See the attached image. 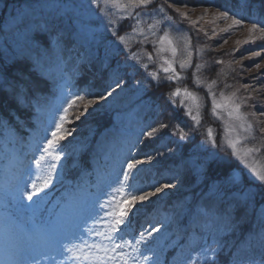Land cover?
<instances>
[{
  "label": "snow or ice",
  "instance_id": "snow-or-ice-1",
  "mask_svg": "<svg viewBox=\"0 0 264 264\" xmlns=\"http://www.w3.org/2000/svg\"><path fill=\"white\" fill-rule=\"evenodd\" d=\"M181 4L188 7L182 0H29L0 28V35L11 33L15 43V48L7 39L0 43V93L15 105L7 115L0 114V235L4 238L0 264H42L44 259L50 264H264V167L254 159L264 153V120L254 127L249 116L255 117L256 112L242 110L258 109L264 117V98L252 96L257 89L248 83L240 85L248 95H238L240 88L218 94V81L203 78L204 64L193 61L194 52L203 49L193 41L207 32L182 11ZM215 7L213 23L231 21L221 31L247 21L249 38L243 43L264 42V16L251 11L250 0ZM183 21L190 27L181 28ZM133 43L151 45L152 51L144 47L132 51ZM101 45L105 49L101 67L108 73L103 92L73 91L79 63H92L93 50ZM258 47L253 57H261L264 43ZM9 50L13 66L21 60L30 62L27 74L11 70L3 57ZM113 54L115 65L109 60ZM153 64L158 68L148 71ZM254 66L261 67L255 62ZM54 68L63 82L55 93H46L39 85L48 83ZM127 68L138 74L144 69L149 83H135L145 91H159L170 110L160 109L152 123L139 131L107 132L90 149L97 166L73 160L79 168L77 180L64 185L65 173L58 172V166L66 168L63 160L71 154L62 142L75 139L78 123L99 102L125 91ZM190 70L192 85L203 88L210 100V114L218 120L227 115L219 138L211 127L201 131L203 105L198 92L187 86L162 90L183 83ZM261 79L264 73L253 77L256 82ZM165 136H178L190 146L192 154L182 159L178 169L182 175L195 176L202 190L194 201L173 203L165 221L154 222L144 211L140 223L137 218L155 202L153 198L177 187L169 180L145 188L140 180L142 166L164 155L153 146ZM167 151L174 154L175 149ZM221 151L228 155L221 156ZM231 158L242 166L213 174V163ZM56 178H61L64 191L53 202L46 190ZM237 232L242 237L229 244Z\"/></svg>",
  "mask_w": 264,
  "mask_h": 264
},
{
  "label": "rangeland",
  "instance_id": "rangeland-1",
  "mask_svg": "<svg viewBox=\"0 0 264 264\" xmlns=\"http://www.w3.org/2000/svg\"><path fill=\"white\" fill-rule=\"evenodd\" d=\"M79 2V0H78ZM188 7H183L182 4L178 5L182 7V11H186L189 13V16L191 20L198 21L197 27L199 29H203L207 32V36L203 38L205 45L202 44L201 47L203 49V52L196 54V61L195 63H201L203 64L205 57V51L209 50V55L213 56L216 53H220L223 56V59L221 57L216 58L217 60L223 61V63H226L225 66H227L230 71L229 73L225 74L226 79L228 81V84L231 85V88H225L224 86H217V93L219 94L220 91H223L226 95L230 92L234 91L237 88H240V85L243 83L248 84H254L257 92L251 93L252 96L257 98H264L259 96L258 94L264 93V79H261L259 82H256L253 80V77H260L262 73H264V51L261 52V57H253L252 51H260V48L258 47L259 44L264 43L262 41H255L252 42L249 41L248 44H244L243 41L249 38V33L247 31L248 28V22H245L244 25L235 27L233 29H230L228 32H223L221 29H224L227 24H230L231 21H224V20H216L215 23H213L214 14L217 11V8L213 5H193L191 3H186ZM207 9V14H205V10ZM204 16L203 19H199L201 16ZM12 16V15H11ZM213 29H215L216 35H213ZM204 35V32H201ZM178 35L179 33H175ZM5 37L12 45L13 48H15L14 43V37L11 33H6ZM224 40H227V43H224ZM237 41H240L238 44ZM2 42V39L0 38V43ZM182 46V42H181ZM206 50H205V49ZM96 50H93V56L94 59L96 58ZM205 50V51H204ZM35 55V53H33ZM169 58H171L170 53H166ZM207 55V53H206ZM73 58L75 57V53L72 54ZM179 59V56L177 57ZM93 59V60H94ZM194 59V54H193ZM141 61L143 63H148L146 58L141 57ZM141 61H135L133 63H136L137 65ZM255 63H260L261 67L259 69L255 68ZM83 63V62H81ZM87 63V62H84ZM80 64V63H79ZM153 65L149 66L148 71L156 70L158 65L156 67ZM250 66V67H249ZM222 68V67H221ZM130 71H136V69L132 68ZM139 72H141V78L132 79L129 83V86L125 89L124 92L120 93L118 96L110 98L106 103L101 101L96 107V110L92 112L91 115L87 117H82L89 122V120H94L99 116V111L104 110H114L116 112V117L113 122V124L108 128L107 131L103 132L97 140H100L103 138V136L107 132L116 133L118 130L123 129H130L133 132L139 131L140 128L144 127L146 124H149L148 120L143 118V113L147 112L149 110L148 104L145 103L143 100V94L145 89L141 86H138L135 81L136 80H142L144 84L148 83V79H145L147 76V72L144 69H139ZM57 78L61 80V76L59 71H57L55 68L52 70L49 78ZM207 79V78H206ZM209 82L211 80H208ZM85 91V89H84ZM249 93H246L243 88H240V92L238 95H248ZM179 101V100H178ZM188 103H191L190 101ZM249 103H253V101H249ZM246 112H256V116L252 117L249 116V119L253 122L254 127H258L256 124V121L258 120H264V117L259 115L258 109H253L246 107L242 109ZM195 114V109H193ZM223 125L225 121H227V115L224 114V120H221ZM81 125V123H79ZM86 127L87 132H83L78 136H75V139L73 140L72 137H68V139L64 142H62L65 145V151L70 153L75 159L82 153L86 147L89 145L93 132H92V125L86 123L83 128ZM82 128V127H81ZM80 129V128H78ZM168 137L166 136L163 140L158 142L154 148H158L159 151L163 152L164 155L160 156L157 160H154L152 162H156L162 157H166V155H172L173 153H168L167 148L171 147L169 146V142H167ZM71 141V143H69ZM251 146V145H249ZM161 149V150H160ZM149 151L151 154V150H145ZM178 151L177 147L175 148V153ZM141 159L143 156L140 157ZM255 163L258 167H264V163L260 158L259 153L255 156ZM65 159L63 160L64 163ZM77 161V160H76ZM100 165H103V160H101ZM145 165H148V163L144 164L142 168H144ZM97 166V161L94 159L93 167ZM64 168H59L58 166V172H63ZM94 178L97 179L96 175L94 174ZM64 181V185L68 184L69 181L66 179L65 175L62 177ZM112 179H115V176L113 175ZM59 182V185H62L61 178L54 179V183ZM167 182V181H166ZM171 182L176 184L177 187L174 189L167 190V194H159V199L153 198L157 201L158 205L156 208H154V213L149 216V218H152L154 221H165V215L164 212H160V204L163 202V198H165L168 194H171L169 192L187 189L184 188V185H181V183L176 182V179L171 178ZM165 183V182H164ZM163 184V183H160ZM150 185V184H148ZM148 185H145L142 183V186L147 188ZM64 191V189H63ZM159 226V225H157ZM162 233L164 229L161 230ZM171 231V229H169ZM242 235H236L235 237H232V239L229 241V243H234L238 239H240ZM3 251H4V238L2 235H0V258L3 257ZM175 255V253H174ZM59 259V257H58ZM171 259V258H170ZM42 264H50V261L47 259H44L42 261Z\"/></svg>",
  "mask_w": 264,
  "mask_h": 264
},
{
  "label": "trees",
  "instance_id": "trees-1",
  "mask_svg": "<svg viewBox=\"0 0 264 264\" xmlns=\"http://www.w3.org/2000/svg\"><path fill=\"white\" fill-rule=\"evenodd\" d=\"M27 2H29V0H0V21L3 19L4 15L10 9L23 6L24 4H27ZM250 2H251V11H258L260 16H264V0H250ZM182 3H191L193 5H196V4L197 5H208L211 3H213L214 5H225V4L230 5L232 3V0H182ZM177 20H179V17H177ZM180 27L183 29H187L190 27V25H189L188 21H183L180 24ZM204 37H205V35H203V33L200 32L199 41L198 42L193 41V43L197 44L198 47H201L202 44L205 45V43H203ZM141 47L146 48L148 51H152L151 45L141 46L138 43H133L132 51H139V49ZM100 52L101 53H98L99 56L103 55V59H105V49L104 48L101 49ZM206 53H207V55H206ZM209 53H210L209 50H206L205 51V57L203 58V60H204V62H203V64H204L203 78H207V80L216 79L218 81V86L220 88H221V86H224L225 84L229 85L225 74L229 73L230 69L227 66H225L226 63L216 64L215 61L217 59L213 57V56H215L217 58L221 57L223 59L222 54L216 53L215 55L211 56V55H209ZM3 57L10 64L9 67L11 68V70H13V71L14 70H22V68H25V66H24L25 63L17 62L15 64V66H13L11 64L12 54H9V53L4 54ZM141 57H143V56H141ZM195 58H196V53H194V60H193L194 63L196 61ZM120 59H123V56H121ZM109 60L112 64L116 62V60L114 58V54L109 56ZM21 64H24V65H21ZM98 68L99 67H98L96 62L90 63V68H88L84 65L83 71H81V72L79 71L78 74L75 75L74 81L76 82L77 87L86 85L90 88V90H95L97 88H104V86L107 82V73L104 72L102 69H100V71H97ZM190 72H191V70L189 71L188 79L183 81V83H177V84H173L170 86L166 85L165 88L162 90H171L177 86H179V87L187 86L191 90L198 92V94L202 97L201 104L203 105V107L201 108V114H202L201 131L204 132L205 129H207L208 127H211L214 131V134L217 135V137L219 138L223 135L224 125H223L221 120L216 119L215 117H213L210 114V108H211L210 100L205 95V91L203 88H196L192 85ZM217 74H219V75H217ZM182 75H183V73H182ZM127 76H128L129 81H130L131 77L129 75H127ZM133 77L134 78H141V72H139V74L137 72H135L133 74ZM148 83H149V80H148ZM152 83L154 84L155 81H152ZM144 95L146 96V98H148L150 100L151 103L157 104L159 110L162 108L165 110H170L171 106L166 103L165 98H163L160 95L159 91L154 90L152 88H148L144 92ZM8 99H9V96L6 93H0V114L5 115L7 112L11 111L15 107V105L9 104ZM177 103L179 104L178 100H177ZM107 113H108V110L102 109V111H99V116H97V118L92 120V121L97 123V124L104 125L106 122H108ZM156 113L157 112H155V111L150 112V115H151V117H153V119L155 118ZM177 122H180V121H177ZM188 123H191V121H188ZM205 135H206V132H205ZM174 137H175V139L178 140V143L180 146V158L185 159L189 155H191L192 153H191L190 146H188L186 144V142L179 141L178 136H174ZM199 138L200 137H198V139ZM206 147L211 149L210 144L206 145ZM220 154H221V156L228 155L227 153H225L223 151H221ZM259 155H260L261 160L264 163V153H259ZM238 165H239V162L236 161L234 158H231L230 162L224 161V162H219V163H213L211 165V168L213 170V174H215V172H220L221 174H226V173L230 172L233 168L237 167ZM239 166H242V165H239ZM234 174L239 175V172H235ZM249 179H250V177H248L246 175L244 177V182L248 183ZM182 185H184V187H186V188L187 187L191 188V192H192L193 196H196V195L201 193L202 189L200 186L197 185L196 177L191 175V174L184 175V178L182 179ZM181 193H183V191H181Z\"/></svg>",
  "mask_w": 264,
  "mask_h": 264
}]
</instances>
